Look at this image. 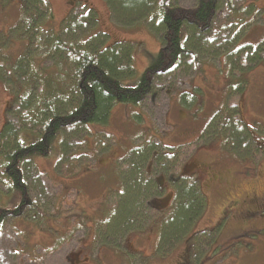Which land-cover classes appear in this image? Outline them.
Masks as SVG:
<instances>
[{
    "label": "rangeland",
    "instance_id": "rangeland-1",
    "mask_svg": "<svg viewBox=\"0 0 264 264\" xmlns=\"http://www.w3.org/2000/svg\"><path fill=\"white\" fill-rule=\"evenodd\" d=\"M48 1L54 14L50 27L59 30L72 0ZM84 1L97 11L99 28L111 36V42H134L137 74L123 82L135 85L157 60L159 38L144 24H117L105 0ZM245 2L248 10H241L238 15L243 21L238 22L228 8L219 12L217 21L218 25L232 23V32L237 28L234 22L240 29L244 21L249 22L240 40L255 46L264 41V0ZM196 4L197 0L171 1V5L184 9H193ZM235 4L236 9L245 5L239 0ZM21 13L19 0H0V30L15 25ZM25 48L24 38L6 43L0 65H12ZM208 55L211 59L198 71L192 69L189 75L178 71L172 82L159 88L158 95L150 97L143 106L118 104L109 124H93L91 131L75 132L76 150L61 162L60 168L59 137L49 154L33 156L29 175L35 206L28 209L27 216L9 219L4 225L0 233V264H178L186 250L191 253L189 264H264V207L260 213L250 207L254 205L251 201L264 193V153L254 158L236 155L222 136L212 140L204 137L198 142L211 117L234 102L229 99L232 79L225 58ZM245 77V119L264 146V62ZM172 84L175 91L171 95L166 89ZM189 91L202 98L201 107L197 103L191 107L183 104L180 93ZM11 98L9 86L0 79V131ZM22 137L31 138L29 134ZM149 141L170 154L183 145L176 176L180 173L198 177L207 198L206 210L195 221L193 230L164 255L156 254L160 221L168 212L164 208L175 201L177 184L173 174L159 169L156 163L145 168L146 172L153 170L160 188L153 206L146 205L144 209L145 221L119 235L117 243L101 237L108 228L105 208H112L115 196L121 195L120 169L129 170L126 157ZM190 143L195 144L187 146ZM87 152L89 157L84 155ZM2 194L10 207L21 199L20 192L11 195L6 188ZM246 207L252 209L249 216ZM223 208L226 211L221 214ZM222 217L225 220L218 234L204 243L200 235L211 230Z\"/></svg>",
    "mask_w": 264,
    "mask_h": 264
},
{
    "label": "trees",
    "instance_id": "trees-1",
    "mask_svg": "<svg viewBox=\"0 0 264 264\" xmlns=\"http://www.w3.org/2000/svg\"><path fill=\"white\" fill-rule=\"evenodd\" d=\"M19 1L22 11L19 20L8 30H0V55L6 43L26 40V48L12 65H0V79L9 86L12 95L0 131V233L9 219L27 216L28 209L35 206L29 175L34 155L49 154L59 137L60 168L61 162L76 150L75 132L91 131L93 124H109L118 104L143 106L150 97L158 95L159 88L171 83L178 71L187 75L195 68L198 71L211 59L206 57L209 53L225 58L232 79L229 99L234 102L211 117L198 142L204 137L212 140L222 136L236 155L254 158L264 153V146L245 119L243 109L248 84L245 76L264 62V41L253 46L240 40L245 25H249L244 21V26L238 27V22L243 21L238 15L241 10H248L245 0H239L245 5L238 9L237 0H197L193 9L171 5L172 0H105L117 24L125 27L144 24L160 40L157 60L135 85L123 82L137 74L134 42H111V36L99 28L98 13L90 4L72 0L68 15L56 30L50 27L54 14L48 0ZM225 8L239 20L234 22L237 28L233 32L232 23L218 25V14ZM166 91L172 95L173 84ZM180 98L185 106L196 103L202 106V98H196L190 91L180 93ZM28 134L31 138L22 137ZM151 142L135 147L126 157L129 170L120 169L121 195L115 196L112 208H105L108 228L101 237L117 243L119 235L145 221L144 209L146 205L153 206L160 191L153 170L146 172L145 168L156 163L159 169L173 174L177 184L175 201L164 208L168 212L160 221L156 254L164 255L193 230L195 221L206 210L207 198L198 177L180 173L176 176L183 145L170 154L158 150ZM88 152L84 155L89 157ZM4 188L11 195L20 192L17 205L10 207L4 202ZM218 230L214 228L200 235L204 237L202 241L214 238ZM190 257V250H186L178 264H189Z\"/></svg>",
    "mask_w": 264,
    "mask_h": 264
},
{
    "label": "flooded vegetation",
    "instance_id": "flooded-vegetation-1",
    "mask_svg": "<svg viewBox=\"0 0 264 264\" xmlns=\"http://www.w3.org/2000/svg\"><path fill=\"white\" fill-rule=\"evenodd\" d=\"M257 198H258V200H256V201H251V199H250V201L253 202L254 205H255V206H254V205H251L250 207L253 208V209H256V213H260V210L263 209V207H264V203L261 202V201L264 200V193H263L262 195H258ZM250 207H246V212H248V216L252 213V212H251L252 209H251ZM225 211H226L225 208H223L222 211H221V214H222L223 212H225ZM248 216H246V219H248ZM224 220H225V219H223V217H222V218L218 221V223H217L214 227H212V228H210V229L212 230V229H214V228H219L218 231H220L221 225H222V223L224 222Z\"/></svg>",
    "mask_w": 264,
    "mask_h": 264
}]
</instances>
